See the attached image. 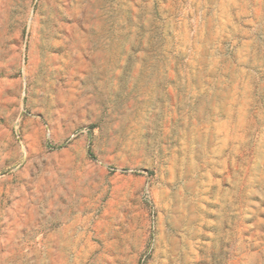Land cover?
Returning a JSON list of instances; mask_svg holds the SVG:
<instances>
[{
  "label": "rangeland",
  "instance_id": "1",
  "mask_svg": "<svg viewBox=\"0 0 264 264\" xmlns=\"http://www.w3.org/2000/svg\"><path fill=\"white\" fill-rule=\"evenodd\" d=\"M0 264H264V0H0Z\"/></svg>",
  "mask_w": 264,
  "mask_h": 264
}]
</instances>
